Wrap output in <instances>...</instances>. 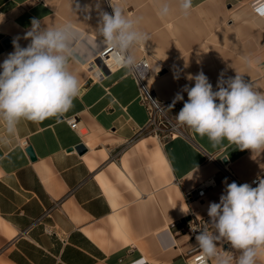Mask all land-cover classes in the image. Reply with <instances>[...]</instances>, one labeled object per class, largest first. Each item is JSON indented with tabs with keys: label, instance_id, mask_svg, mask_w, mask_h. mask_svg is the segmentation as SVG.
<instances>
[{
	"label": "crops",
	"instance_id": "crops-1",
	"mask_svg": "<svg viewBox=\"0 0 264 264\" xmlns=\"http://www.w3.org/2000/svg\"><path fill=\"white\" fill-rule=\"evenodd\" d=\"M254 1L192 0L185 15L178 0H166L162 17L161 0H0V63L14 50L5 39L30 43L23 37L33 18L42 27L71 23L84 37L70 62L81 84L70 110L21 120L11 136L0 122V264H190L199 248L179 223L191 211L208 216L227 184L264 180V152L213 146L186 126L167 140L138 135L148 117L130 66L109 67L87 39L98 36L101 12L118 7L134 19L148 39L130 54L147 62L144 83L176 120L188 99L184 86H194L187 77L201 71L213 90L222 73H239L264 92V16L252 11ZM177 93L184 100L173 104ZM72 116L76 129L66 122ZM204 183V196L187 205L183 192ZM218 250L235 264L227 241Z\"/></svg>",
	"mask_w": 264,
	"mask_h": 264
},
{
	"label": "clouds",
	"instance_id": "clouds-1",
	"mask_svg": "<svg viewBox=\"0 0 264 264\" xmlns=\"http://www.w3.org/2000/svg\"><path fill=\"white\" fill-rule=\"evenodd\" d=\"M178 5L187 15L192 0H178ZM169 12L168 3L161 0L159 15L165 17ZM136 25L113 7L112 14L100 13L98 36L88 38L87 45L91 51L109 48L117 63L135 65L130 50L148 39ZM19 39L12 40L14 50L0 63V122L10 136L16 134L21 120L40 123L66 113L81 92L70 62L79 59L78 45L84 37L74 25L42 27L33 18L23 37L30 43L21 47ZM187 79L194 86L183 88L188 99L175 115L179 125L207 136L213 146L227 141L241 151L264 152V92L255 90L239 73L227 79L222 73L215 91L202 71ZM183 100L177 93L173 104ZM207 214L212 231L192 228L198 233L196 247L205 262L233 264L231 255L218 251L222 240L238 252L235 264H257L264 257V180L255 187L227 184L219 202L209 204Z\"/></svg>",
	"mask_w": 264,
	"mask_h": 264
},
{
	"label": "built area",
	"instance_id": "built-area-1",
	"mask_svg": "<svg viewBox=\"0 0 264 264\" xmlns=\"http://www.w3.org/2000/svg\"><path fill=\"white\" fill-rule=\"evenodd\" d=\"M42 1V0H37ZM252 11L259 15L264 16V0H256L250 4ZM110 58L114 59V55L112 50L109 48H102L98 53V59L103 62H106ZM131 68V76L135 80L140 99L147 111V124L146 126L138 133V135H152L160 138L161 140H167L168 138H172L181 132L182 126L177 123L176 120L170 118L166 115L164 111V104L159 102L154 94L147 88L144 83V79L147 76L148 72V64L145 60H141L135 65L130 66ZM215 91V90H214ZM66 122L72 129H76L77 127V118L75 116L69 117L66 119ZM21 145L26 147V142H22ZM259 182L258 179L252 180L249 184L255 186ZM209 184L204 183L198 186L195 189L184 191L183 197L187 205L191 206V204L197 200H200L205 192L206 188ZM49 211L45 212L44 216L48 215ZM210 218L208 216L197 217L193 211L189 214V220L180 222V232L190 239H194L198 234L197 232H193V229L196 230H204L208 229L209 231L212 229L211 225L208 223ZM48 234H53L51 230H47ZM219 251V250H218ZM222 254V251H219ZM190 264H210V261L205 262L203 256L201 255L200 250H197L193 253Z\"/></svg>",
	"mask_w": 264,
	"mask_h": 264
},
{
	"label": "water",
	"instance_id": "water-1",
	"mask_svg": "<svg viewBox=\"0 0 264 264\" xmlns=\"http://www.w3.org/2000/svg\"><path fill=\"white\" fill-rule=\"evenodd\" d=\"M3 45H4L5 48H10V47L12 46V44H11V42H10L9 39H5V40L3 41ZM74 149L76 150V152H77L79 155H82L83 153L86 152V149L84 148L83 145H78V146H76ZM69 151H71V149H70ZM26 153L28 154L30 160H32V161L35 160V154H34V152H33V150H32L31 147H27V148H26ZM188 220H189V217L186 218L185 220H183L182 222H184V221H188Z\"/></svg>",
	"mask_w": 264,
	"mask_h": 264
},
{
	"label": "bare ground",
	"instance_id": "bare-ground-1",
	"mask_svg": "<svg viewBox=\"0 0 264 264\" xmlns=\"http://www.w3.org/2000/svg\"><path fill=\"white\" fill-rule=\"evenodd\" d=\"M106 63H107V65L109 66V67H113L114 65H115V63H116V60L115 59H113V58H110L109 60H107L106 61ZM117 67V66H116ZM118 68V67H117ZM115 69V68H114ZM112 70V69H111ZM119 232V231H118Z\"/></svg>",
	"mask_w": 264,
	"mask_h": 264
}]
</instances>
